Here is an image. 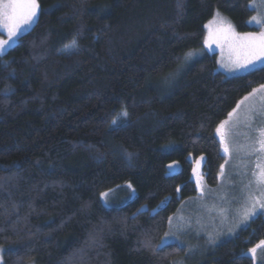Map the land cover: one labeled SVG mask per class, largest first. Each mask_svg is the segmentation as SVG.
<instances>
[{"label": "trees", "instance_id": "16d2710c", "mask_svg": "<svg viewBox=\"0 0 264 264\" xmlns=\"http://www.w3.org/2000/svg\"><path fill=\"white\" fill-rule=\"evenodd\" d=\"M38 2L34 26L0 55L5 264H173L186 248L162 241L198 192L190 156H205L206 183L217 185L226 156L215 130L264 70L228 76L207 53L170 87L162 80L203 46L216 11L255 30L250 0ZM127 184L132 199L103 202ZM262 239L258 215L201 264H255L247 251Z\"/></svg>", "mask_w": 264, "mask_h": 264}, {"label": "rangeland", "instance_id": "374dc122", "mask_svg": "<svg viewBox=\"0 0 264 264\" xmlns=\"http://www.w3.org/2000/svg\"><path fill=\"white\" fill-rule=\"evenodd\" d=\"M250 6L254 10L252 17L258 16V18L264 19V5L260 4V0H256L255 5L251 3ZM217 15L230 22L237 33L259 32L262 30V28H264V26L258 25L255 21H251L250 18L249 24L256 27V29L251 31H239L236 28L233 20L226 13L219 10L216 11L215 15L206 23V25H209V22L213 21ZM38 16L39 11L36 21ZM35 23L24 26L23 33L30 30ZM215 27V24L211 25L210 27H206L205 39L208 37L209 31ZM0 39H8L6 31L2 27H0ZM15 44H13L11 47H13ZM11 47H8L6 51H8ZM6 51L0 53V55L4 54ZM189 52L196 53V55H194L191 59L186 60L185 54ZM186 53L184 54L176 69L172 71L173 73L171 72L172 74L162 80L164 81V88L170 87L171 84L175 82V80L180 77L194 61L202 58L207 53H216L217 69L224 72L228 76L247 73H233L229 71L228 67H225L221 64L222 55L225 57L226 62V45L224 46L222 53L221 47L217 43H211V47H209L205 44L204 40L203 46L190 49ZM259 67L261 66L257 64V68ZM260 85L254 88H259ZM249 92L245 93L239 101H241L243 97H245ZM259 95L260 94L258 93L254 100L250 101V103L254 102L257 104V106H259L261 103L259 100ZM225 120H228L230 124L239 120V123L236 127L231 129V139L229 141L230 153H224L226 158L223 165H225V167L223 169V175H221L220 169L217 185L210 186L206 183L203 168L205 156H190L193 161V168L197 169V174H194L192 169V180L196 183L198 192L196 195L185 200L178 211L172 216L173 219L171 224H169L167 233H175V235H170L169 237L164 236L163 238V244L177 242L186 248V253L176 259L173 264H178V262L179 264H201L205 262L216 246L225 240L234 238L239 233V231L247 226L248 223L253 219L252 218L247 224L240 223L242 206L244 204V196L246 195V191H242V189L244 188V185H246L248 181L252 179L251 172L255 168L256 154L249 155L244 150L237 152L233 145H246L249 138H255L256 133L252 129L259 126H264V117H254L252 126L250 128L244 120V106L242 105L234 117L227 116L223 121ZM228 129L229 126L226 125L224 130L228 131ZM201 157H203L202 160ZM170 165H173L171 168L168 167L170 173H174L180 168V164L178 162L171 163ZM198 180L200 181V187L197 185ZM129 185L131 187H129ZM201 188L203 189V193H201ZM106 193H108L107 197L101 196L102 200L106 205L112 206L124 204L128 200L132 199L136 195V190L132 184H127L125 187H123V189L121 188L117 190H111L107 191ZM256 195H259V193L257 192ZM221 210L224 211L222 212ZM259 215H263L264 217V214ZM229 229L232 230L231 235L228 234ZM209 234H211L215 239L214 243H209ZM0 249H3V251L0 252V264H5L4 248L0 246ZM247 254L251 256L248 251ZM254 262L255 264H264V248L257 250L256 259Z\"/></svg>", "mask_w": 264, "mask_h": 264}, {"label": "snow or ice", "instance_id": "6c2138e0", "mask_svg": "<svg viewBox=\"0 0 264 264\" xmlns=\"http://www.w3.org/2000/svg\"><path fill=\"white\" fill-rule=\"evenodd\" d=\"M250 2L255 5L256 0H250ZM260 4L264 5V0H260ZM39 8L38 0H0V27L6 31L8 36V39H0V53L6 51L8 47L17 42L20 36L23 35L24 26L36 22ZM251 21L264 26V19L258 18V16L251 17ZM213 24L216 27L209 31L205 44L211 47V43H217L221 47L222 53L224 46H227L226 62L225 57L223 55L221 57V64L223 66L228 67L229 71L233 73L255 71L257 70V64L261 66V70H264V28L259 32L237 33L230 22L218 15L206 27H210ZM72 47L78 51L76 41L72 42ZM194 55L196 53H186L185 59H191ZM258 93L260 94L259 100L261 102L259 106L254 102L250 103ZM242 105L244 106V120L251 128L254 117H264V84H261L259 88L252 89L228 113V116L234 117ZM120 116L122 120L113 121V125L116 127L124 126L128 117L127 110H122ZM238 123L239 120L231 124L228 120H225L215 130L216 134L220 137V143L225 154L230 153L229 141L231 139V129L236 127ZM226 125L229 126L228 131L224 130ZM252 130L256 133L255 138H249L246 145H233L237 152L244 150L249 155L256 154L255 168L251 172L252 179L242 189V191H246V195L244 196V204L242 206L241 224H247L255 216L264 214V126H259ZM202 159L203 157H201ZM172 166L169 165L170 168ZM224 167L225 165L223 164L220 166L221 175H223ZM193 173L197 174L196 168H193ZM197 185L200 187L199 180L197 181ZM129 187L131 186L129 185ZM177 191L179 192V188H177ZM257 192L259 195H256ZM201 193H203L202 188ZM100 195L107 197L108 193L105 192ZM221 211L223 212L224 210ZM172 219V217H169L170 224ZM228 234H232L231 229H229ZM170 235L174 236L175 233H165V237H169ZM208 239L209 243L215 242L211 234H209ZM144 244L148 246L149 242L145 241ZM262 248H264V240H260L254 247L248 249L253 260L256 259L257 250ZM2 251L3 249H0V252Z\"/></svg>", "mask_w": 264, "mask_h": 264}]
</instances>
